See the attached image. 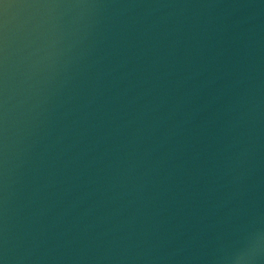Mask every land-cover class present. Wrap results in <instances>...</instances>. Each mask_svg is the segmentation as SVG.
<instances>
[{
    "label": "clouds",
    "instance_id": "9594fccd",
    "mask_svg": "<svg viewBox=\"0 0 264 264\" xmlns=\"http://www.w3.org/2000/svg\"><path fill=\"white\" fill-rule=\"evenodd\" d=\"M0 67V264H264V0H0Z\"/></svg>",
    "mask_w": 264,
    "mask_h": 264
},
{
    "label": "water",
    "instance_id": "95a60500",
    "mask_svg": "<svg viewBox=\"0 0 264 264\" xmlns=\"http://www.w3.org/2000/svg\"><path fill=\"white\" fill-rule=\"evenodd\" d=\"M15 2V0H12ZM10 28L15 24V20L10 16L9 20ZM27 61L21 50L20 45L16 41L15 37L10 39L8 52H7V64L6 75L9 89L10 104H15L18 98L19 89L21 87V81L27 79L30 73L26 68ZM4 69L0 67V76H3Z\"/></svg>",
    "mask_w": 264,
    "mask_h": 264
}]
</instances>
